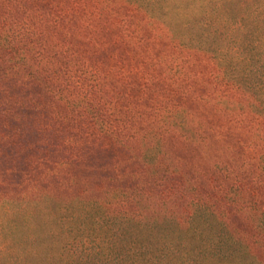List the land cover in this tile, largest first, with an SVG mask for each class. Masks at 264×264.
<instances>
[{
  "label": "trees",
  "instance_id": "16d2710c",
  "mask_svg": "<svg viewBox=\"0 0 264 264\" xmlns=\"http://www.w3.org/2000/svg\"><path fill=\"white\" fill-rule=\"evenodd\" d=\"M0 264H264V0H0Z\"/></svg>",
  "mask_w": 264,
  "mask_h": 264
}]
</instances>
